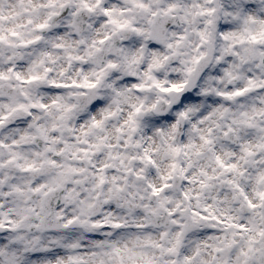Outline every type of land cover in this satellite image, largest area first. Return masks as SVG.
Instances as JSON below:
<instances>
[{
  "label": "clouds",
  "instance_id": "1",
  "mask_svg": "<svg viewBox=\"0 0 264 264\" xmlns=\"http://www.w3.org/2000/svg\"><path fill=\"white\" fill-rule=\"evenodd\" d=\"M0 264H264V0H0Z\"/></svg>",
  "mask_w": 264,
  "mask_h": 264
}]
</instances>
